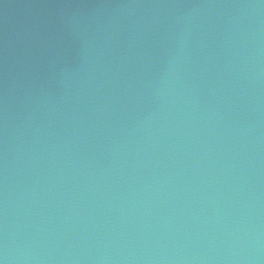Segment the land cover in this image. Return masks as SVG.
Instances as JSON below:
<instances>
[{
  "label": "water",
  "instance_id": "water-1",
  "mask_svg": "<svg viewBox=\"0 0 264 264\" xmlns=\"http://www.w3.org/2000/svg\"><path fill=\"white\" fill-rule=\"evenodd\" d=\"M0 264H264V0H0Z\"/></svg>",
  "mask_w": 264,
  "mask_h": 264
}]
</instances>
